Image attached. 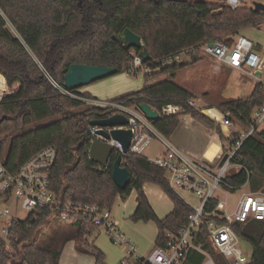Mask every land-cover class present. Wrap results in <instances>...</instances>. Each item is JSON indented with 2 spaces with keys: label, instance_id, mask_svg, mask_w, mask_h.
Wrapping results in <instances>:
<instances>
[{
  "label": "trees",
  "instance_id": "16d2710c",
  "mask_svg": "<svg viewBox=\"0 0 264 264\" xmlns=\"http://www.w3.org/2000/svg\"><path fill=\"white\" fill-rule=\"evenodd\" d=\"M0 6L29 49L11 36L0 20V77L6 80L0 102V136L9 141L0 148V156L5 157L6 169L15 173L39 151L54 147L57 161L50 188L62 205L88 204L112 211L118 199L125 202L136 192L137 208L131 219L156 223L154 247L166 246L168 233L189 225L192 207L170 188L164 171L140 156H123L132 182L120 189L113 178V164L119 154L114 153L108 167L92 162L89 155L91 123L108 119L115 112L88 107L64 96L50 84L36 60L61 86L64 70L75 64L115 68L122 74L131 67L133 55L142 53V49L127 48L119 41L118 37L129 29L142 39L150 55L145 65L152 73L146 75L144 88L113 101L129 107L149 105L160 115L152 124L168 139L182 117L191 115L228 143L250 128L253 112L264 101L260 86L248 98L223 104L224 111L232 112L226 125L222 119L211 120L191 106L194 95L172 80L180 71L203 61L201 51L189 54V63L162 67L157 61L206 42L231 45L244 29L260 28L264 13L248 7L221 9L213 0H0ZM167 106L180 107L181 112L163 115L162 109ZM47 120L52 121L41 124ZM234 163L242 169L227 177L232 192L246 185L251 193L264 191V126L245 140ZM145 184L160 187L173 203L172 212L164 219L151 207ZM217 203L214 200L208 204L207 211ZM57 220L52 212L42 209L15 221L13 234L18 240L12 241L13 252L0 245V264H60L69 243H74L77 252L92 256L95 264H106L104 253L90 240L97 231L91 221L81 216L72 223ZM233 229L252 246L249 264H264V220L249 219ZM192 242L215 264H230L212 248L206 223L194 233ZM205 260V254L192 248L183 264H203Z\"/></svg>",
  "mask_w": 264,
  "mask_h": 264
},
{
  "label": "built area",
  "instance_id": "2783aa9c",
  "mask_svg": "<svg viewBox=\"0 0 264 264\" xmlns=\"http://www.w3.org/2000/svg\"><path fill=\"white\" fill-rule=\"evenodd\" d=\"M221 9L228 8L233 11L241 8H251L255 11L258 4L264 5V0H213ZM264 13V10L258 11ZM0 20L5 24V29L18 40L28 51V47L18 32L17 28L0 6ZM264 32V23L260 26ZM256 44L245 36H237L231 41V45L206 42L200 46L186 49L178 54L167 56L157 61L158 66L168 67L180 62L183 56L201 51L204 56H209L218 63L231 69L245 72L252 77L264 93V57H261L256 49ZM36 60V59H35ZM43 70L47 80L64 96L79 101L88 107L110 109L115 115L126 117L127 124L115 128H99L90 126L91 144L95 139L107 142L114 148V153L122 156L128 154L143 157L150 165L159 168L166 173L169 186L176 193L178 190L194 194L200 201L197 208L189 216V225L177 233L167 234V244L164 247H155L150 255L142 256L137 247L121 233L117 227L110 210L88 204L62 205L50 188L52 169L57 161V150L54 147L45 148L31 157L15 173L8 171L4 165L5 157L0 156V220H8L0 227V245L9 252H13L12 241L18 238L13 234L14 222L19 220L12 215L8 205L13 201H22V207L29 215L42 209L49 210L62 222L72 223L81 216L97 228L104 229L112 241L121 246L126 256L120 264H183L188 251L195 248L206 255L203 264H215L214 260L195 247L192 240L194 233L204 224H207L208 239L212 248L222 254L230 264H249L250 260L240 248V238L233 226L236 223H246L249 219L264 220V191L258 193H244L238 202L236 209L229 213V201L218 198V193L227 197V192L232 187L227 182V177L234 170H241L242 166L235 164L234 159L238 150L246 139L252 136L256 129L264 126V101L256 109L250 119V128L244 130L237 138L228 142L224 148L225 156L218 166H211L192 158L178 149L167 137L162 135L140 110L139 107H129L114 101H101L92 97L81 96L75 90H69L58 84L37 61ZM151 71L143 62L139 54L133 55L131 67L125 72L128 76H136L140 70ZM261 73V76L257 74ZM149 72V74H151ZM194 106L193 102H190ZM181 112L180 107L167 106L162 109L163 115H174ZM232 112L227 110L222 115V120L229 125ZM103 129L110 133L113 129L131 131L132 141L125 154L122 145L114 140H106L96 133ZM157 140L166 149V152L157 157H147L146 151ZM5 137L0 136V148L8 144ZM108 167V166H107ZM247 186V185H246ZM218 200L216 207L208 212L207 207L212 201ZM207 218V219H206ZM97 231L93 234L95 235ZM90 237V239L93 237Z\"/></svg>",
  "mask_w": 264,
  "mask_h": 264
},
{
  "label": "rangeland",
  "instance_id": "374dc122",
  "mask_svg": "<svg viewBox=\"0 0 264 264\" xmlns=\"http://www.w3.org/2000/svg\"><path fill=\"white\" fill-rule=\"evenodd\" d=\"M241 36L251 39L257 46L261 57H264V32L261 28H247L240 32ZM239 35V36H240ZM211 57L205 56L202 63L190 66L176 74L172 80L187 89L194 95V103L197 108L218 107L224 101L238 99L248 96L256 81L246 75L238 74L232 70L222 69L221 72H216L211 66ZM191 59L183 56L180 62L189 63ZM151 71L145 69L140 70L136 76H128L126 73L117 74L109 78L91 83L83 88H80L81 93L87 92L88 89L99 93L104 97H98L101 101H113L109 96L113 95L114 89L117 88L115 84L127 86L130 92H136L144 88L146 85L145 77ZM166 79V77H164ZM116 79V81H112ZM6 88V80L0 77V102L2 100L4 90ZM86 107V106H85ZM54 120V119H52ZM52 120L44 121L41 124H46ZM156 141V142H155ZM151 144V148L147 149V157H157L166 152L165 147L155 140ZM172 142V141H171ZM9 143V142H8ZM148 189H153L149 193L148 199L156 214L163 218L168 215L172 208V202L161 194L162 189L156 185L148 184ZM249 192L247 189H239L235 192L228 191L227 197L218 193V198L222 201H229V213H232L242 198L244 193ZM178 195L192 208H197L200 205L198 198L187 191L178 190ZM11 209L12 215L19 220H25L29 216V212L22 207V201H13L8 205ZM136 208V199L134 195L129 197L125 202L117 200L113 209L112 216L117 227L121 233L135 245L142 256H148L152 252L158 236V228L154 222H134L131 219L132 214ZM60 219L56 223H60ZM8 220H0V227H2ZM93 244L104 253L106 257V264H120L126 256L125 250L116 245L108 233L104 229H99L95 235L90 239ZM240 248L243 250L245 256L250 260L252 255V246L240 240ZM60 264H95L94 258L87 254H81L76 251L74 243H69L60 258Z\"/></svg>",
  "mask_w": 264,
  "mask_h": 264
},
{
  "label": "water",
  "instance_id": "95a60500",
  "mask_svg": "<svg viewBox=\"0 0 264 264\" xmlns=\"http://www.w3.org/2000/svg\"><path fill=\"white\" fill-rule=\"evenodd\" d=\"M153 1V0H149ZM264 10V5L258 4L255 11L258 12ZM119 41L127 48H138L142 49L140 54L143 62L149 60L150 55L145 48L142 39L135 33L126 29L118 37ZM118 71L115 68L98 67V66H86V65H72L71 67L64 70V86L69 90H78L91 83L109 78L117 75ZM261 76L260 72H257ZM140 110L152 121L160 117L159 113L153 110L149 105H141ZM5 117L1 119L4 121ZM127 124L126 117L122 115H115L108 119L101 121H94L91 126L99 128H115L118 126H125ZM98 136L104 137L106 140H114L122 145L123 152L128 153L132 134L128 130L113 129L110 133H107L103 129H99L96 133ZM90 160L102 167H107L113 160L114 148L100 139H95L90 146L89 150ZM113 178L116 185L120 189H126L132 182V175L129 170L123 164V156H117L113 164ZM240 225V223H236Z\"/></svg>",
  "mask_w": 264,
  "mask_h": 264
},
{
  "label": "crops",
  "instance_id": "0c3cea01",
  "mask_svg": "<svg viewBox=\"0 0 264 264\" xmlns=\"http://www.w3.org/2000/svg\"><path fill=\"white\" fill-rule=\"evenodd\" d=\"M256 49L258 51V46H256ZM204 60H205V56H204ZM203 61H201L200 63H202ZM210 64H211L212 68H214V70L216 72H221V71H223L222 69H224V70L228 69V70H232V71H234V72H236L238 74H243V75L249 76L245 72H241V71H237L235 69H231V68H229V67H227V66H225V65H223L221 63L216 62L213 59H211V63ZM112 81L114 82V81H116V79H112ZM115 85H116L117 88L114 89L115 93L113 95L109 96L110 99H113L112 97H114V99H116V98H118V97H120L122 95H125L127 93H131L127 86H122V85H117V84H115ZM257 85L258 84L256 82V84L254 85L251 93L248 96H246V97L224 101L221 104V106H220V110H219L218 107H216V108L208 107V108H200L199 109V108L196 107V105L194 103V100L191 101V102L194 103L193 107L196 110L201 111L202 114L205 115L206 117H208L209 119L215 120V121L221 120L222 119V115L224 113V108H223V104L224 103H227V102L233 101V100H239V99H244V98L250 97L252 95L253 91L255 90ZM84 93L89 94L90 97L95 98V99H98V97H103V98H100V99H104V97H108V96H102L101 94L93 92L90 89H88L87 92H84ZM100 99H98V100H100ZM170 141H172V143L178 149L182 150L183 152H185L186 154H188L192 158L197 159L199 161H202V162H204V163H206L208 165H211V166H218V165H220L222 163V161L224 159V156H225L224 148H225V146L227 144V143H223L221 141L219 135L216 132H214L213 130H211L203 121L194 120L191 117V115H185V116L182 117L181 124L178 127V129L175 131V133L171 136ZM235 172H238V171L234 170L232 173H235ZM148 188H150V186L148 187V184H145L144 185V192H145L147 198L149 196L150 191L151 192L153 191L152 188L151 189H148ZM242 189L249 190L248 186H245ZM160 192H161V194H163L165 197H167L169 199V197L163 191H160ZM132 195H134L135 199L137 198L136 192H133L131 194V196ZM118 200H120V199H118ZM122 202H124V201H122ZM172 205H173V203H172ZM136 208H137V201H136ZM136 208L134 210V213L136 211ZM172 210H173V208H172ZM172 210H171V212H172ZM168 215L164 216L163 218H161L162 216L161 217H159L158 215L157 216L160 219H164Z\"/></svg>",
  "mask_w": 264,
  "mask_h": 264
},
{
  "label": "flooded vegetation",
  "instance_id": "af4514ba",
  "mask_svg": "<svg viewBox=\"0 0 264 264\" xmlns=\"http://www.w3.org/2000/svg\"><path fill=\"white\" fill-rule=\"evenodd\" d=\"M82 0H80V3H81Z\"/></svg>",
  "mask_w": 264,
  "mask_h": 264
}]
</instances>
